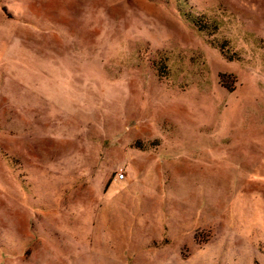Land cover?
<instances>
[{"label": "rangeland", "instance_id": "1", "mask_svg": "<svg viewBox=\"0 0 264 264\" xmlns=\"http://www.w3.org/2000/svg\"><path fill=\"white\" fill-rule=\"evenodd\" d=\"M0 264H264V0H0Z\"/></svg>", "mask_w": 264, "mask_h": 264}, {"label": "built area", "instance_id": "2", "mask_svg": "<svg viewBox=\"0 0 264 264\" xmlns=\"http://www.w3.org/2000/svg\"><path fill=\"white\" fill-rule=\"evenodd\" d=\"M124 176H122V178H123Z\"/></svg>", "mask_w": 264, "mask_h": 264}]
</instances>
